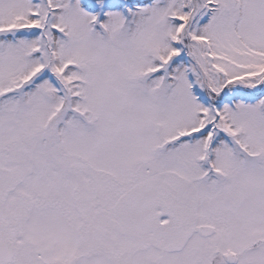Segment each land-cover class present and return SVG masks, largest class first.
<instances>
[{"label": "snow or ice", "instance_id": "snow-or-ice-1", "mask_svg": "<svg viewBox=\"0 0 264 264\" xmlns=\"http://www.w3.org/2000/svg\"><path fill=\"white\" fill-rule=\"evenodd\" d=\"M0 264H264V0H0Z\"/></svg>", "mask_w": 264, "mask_h": 264}]
</instances>
